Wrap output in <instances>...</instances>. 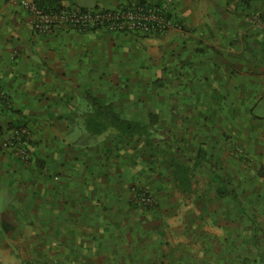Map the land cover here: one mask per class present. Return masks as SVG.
<instances>
[{
    "label": "rangeland",
    "instance_id": "rangeland-1",
    "mask_svg": "<svg viewBox=\"0 0 264 264\" xmlns=\"http://www.w3.org/2000/svg\"><path fill=\"white\" fill-rule=\"evenodd\" d=\"M77 1L95 4L97 0ZM139 1L170 2L173 18L181 27L149 33L97 28L107 30V34L100 31L88 36L97 41L112 40V52L118 51V57L108 60L94 46L84 61L91 67L98 65L99 73L95 75H100L102 80H92L91 86L76 82L90 89L88 93H98V97L108 100H114L106 96L108 92L116 96V90L123 91L121 99L116 97V100L121 103L125 117L148 122L150 114H155L158 119L154 128L163 126L164 131L177 134L185 141L187 152L162 142L159 147L149 146L146 155L145 151L136 154L134 150L128 162L132 167L125 174V188L119 196L114 197L112 192L102 195L101 184L92 186L94 195L89 200L77 198L71 192V202H60L64 200L62 196H51V191L66 187L62 170L57 173L47 160L34 163L37 152L32 140L39 136L40 130L30 122L16 123L14 115L18 110L11 107L10 111L8 92L0 85L4 92V98H0V129L10 132L15 127H25L28 130L20 145L10 149L0 147V152L23 154L27 166L32 167L28 169L30 172L33 169L36 173L38 167L45 169V177H39L45 185L42 191L0 190V264H260L255 242L258 241L264 253V176L258 171L264 161L253 158L252 115L246 113L237 118L236 122L242 126L238 128L244 130L238 136L240 131L234 128L236 119L227 112L229 105L236 104V94L230 96L234 93L231 89L236 75H231L226 85L224 77L216 78L211 86L206 84L204 71H181L178 77L166 81L158 78L164 79L171 73L168 66L173 57L177 68L179 65L206 68L212 62L207 51L226 55L223 46L231 42L257 41L263 47L264 0L249 3L135 0L122 6ZM31 25L44 37L38 38L34 32L37 40L47 39L53 32V29L40 32ZM59 27L82 32L93 30L63 22L54 26ZM213 44H218L224 52L215 50ZM220 85L224 87L220 89ZM68 99L66 112L70 115L74 112L75 117L56 126L58 134H67L69 141L78 138L79 143L102 151V146L116 141L117 135L112 129L101 135L86 130L85 96ZM247 99L252 101L251 97ZM255 112L264 116V99ZM211 127L217 129L216 137L208 135ZM156 130L158 137L165 136L161 129ZM141 144H136L137 151ZM204 145L210 154H216L211 160L194 157ZM62 146L66 152L68 145ZM176 158L191 168L188 190L175 184L171 161ZM212 164L216 165V172L229 175V184L237 190L239 201L217 194L218 182L213 180ZM252 216L257 219L254 221Z\"/></svg>",
    "mask_w": 264,
    "mask_h": 264
},
{
    "label": "crops",
    "instance_id": "crops-1",
    "mask_svg": "<svg viewBox=\"0 0 264 264\" xmlns=\"http://www.w3.org/2000/svg\"><path fill=\"white\" fill-rule=\"evenodd\" d=\"M133 1L135 0H97L95 4H82L77 0H70L73 5L95 8H114L124 5L125 2ZM32 19L33 15L20 4V0H0V85L8 92L10 111H12L11 107L18 110V113L14 115L18 120L16 123L30 122L40 130L39 136L32 140L37 152L33 158L34 163L47 160V163L51 164H49L50 168H54L57 173L59 169L62 170L63 186L66 185V187H57L55 191H51V196L55 194L62 196L64 200L60 202L66 200L71 202L73 200L71 192L75 193L77 198L89 200V197L94 195L92 186L101 184L104 186L102 195H109L112 192L114 197H117L123 193L125 188L123 180L128 169L131 170L132 167L129 160L131 156H134V150L136 151L137 143L132 144L136 140L126 138L130 141L128 144L126 141L114 139L115 142L102 146V151L101 148L93 149L91 146L79 143L81 141L78 138L69 141L67 134H58L59 130L56 126L74 118L72 114L66 112V105L70 104L68 98L85 96L86 92L90 91L76 81H83L86 86H91L92 80H102L100 75H95L99 73L98 65L95 63L94 67H91L85 64L84 57L90 56L94 46L108 60L118 57V51L112 52V40L97 41L88 36L100 31L103 32L102 34H107V30L101 29L82 32L75 28L71 30H65L63 27L53 28V32L47 36V39L37 40V37L34 38L33 35L34 32L36 36L38 34L31 25ZM86 35L88 37H85ZM41 37L42 35L39 34L38 38ZM233 44L236 42H231L227 47L223 46L227 50V54L223 56L207 51L212 62L206 65V68L192 67V65L183 67L179 65L177 68L173 57V61L170 60L168 66L171 73L164 79H158L160 81L170 80L172 77H178L181 71L186 73L192 70L204 71L206 84L209 83L211 86L216 78L224 77L222 80L226 82L231 79V75H236L231 89L234 93L230 94L232 97L236 94L237 97H234L236 104L231 103L227 112L236 119L234 121L236 125L232 126L240 131L238 136L242 131L238 127L242 126L236 122L237 118L241 114L252 115V120H254L253 158L264 161V116L255 112L256 106L264 99V46L262 47L257 41L237 42V46ZM213 48L220 50V53L224 52L218 44H213ZM91 70L94 74L90 72ZM221 73H225V76ZM104 80L107 81V79ZM117 80L115 78V82ZM210 86L209 90L213 95ZM124 87L127 86L124 85ZM222 87L224 85H220V89ZM115 92L118 93L116 96L110 92L106 96H111L116 108L121 111V103L116 100V97L121 99L123 91L116 90ZM101 93L105 95L104 91ZM95 94L100 96L98 93ZM248 97H251L252 101L248 100ZM210 129L211 132H208L210 138L216 137L217 129L212 127ZM219 134L223 136L222 132ZM30 143L31 138L28 146ZM65 143L68 145L66 152L63 151L62 146ZM140 149L142 150V144ZM15 152L6 150L0 152V190L8 188L13 192L24 188V192L29 193L36 189L42 191L45 186L42 185L45 169L38 167L36 173L33 169L31 172L28 171L32 167L27 166L28 162L21 156L23 154L17 155ZM32 166L35 165L32 164ZM39 177L42 178L39 179Z\"/></svg>",
    "mask_w": 264,
    "mask_h": 264
},
{
    "label": "trees",
    "instance_id": "trees-1",
    "mask_svg": "<svg viewBox=\"0 0 264 264\" xmlns=\"http://www.w3.org/2000/svg\"><path fill=\"white\" fill-rule=\"evenodd\" d=\"M64 1V2H62ZM145 1V0H144ZM238 2L242 3H249L255 0H237ZM48 6L51 7H65L70 6L72 3L70 0H49L46 2ZM82 9H86V7L81 6ZM99 8V7H97ZM170 16L173 17L172 12L169 13ZM97 29V28H92ZM102 29V28H101ZM104 29V28H103ZM86 100V109L83 112V118L85 121V128L89 133L93 135H101L104 132L108 130H113L116 132L117 140L119 141H126L128 144L130 141L126 138H136V141L132 142V144L136 143H144V148L142 147V150L140 149L137 151V153H143L145 151L148 153L149 146L159 147L157 145H160V142L166 143V144H174L177 146V149L181 151L182 153H186V146L185 141L183 143L182 138H180L178 135L164 131L166 130L165 127H156V129H161L165 136L158 137L157 130L154 128V125L157 123L158 117H156L155 114H150V119L148 122L143 121L142 119H132L129 117H125L120 110L116 108V105L114 101L100 98L96 95H93L92 93H86L85 95ZM73 117H75V114L73 112ZM160 132V133H162ZM147 143V144H146ZM156 143V146H155ZM209 151L207 147L204 145L202 146L198 152L195 154L194 157L197 159H208L211 160L215 157V153H211L209 155ZM149 155V154H148ZM172 165V175L174 177V181L176 186H178L181 189L188 190L191 188V168L190 166L185 162L181 161L180 159H173L171 161ZM213 165V164H212ZM258 169L259 173L264 176V165L259 166ZM212 170V177L213 180L218 182L217 186V194L224 197H231L235 200L239 201V194L235 188H233L229 183V175L216 172L214 170L216 168V165H213ZM255 215V214H253ZM253 220L255 221L257 217L252 216ZM255 247L257 249V254L259 255L258 258L260 260V264H264V253L261 251L258 241L255 242Z\"/></svg>",
    "mask_w": 264,
    "mask_h": 264
},
{
    "label": "built area",
    "instance_id": "built-area-1",
    "mask_svg": "<svg viewBox=\"0 0 264 264\" xmlns=\"http://www.w3.org/2000/svg\"><path fill=\"white\" fill-rule=\"evenodd\" d=\"M49 0H20V4L33 15V24L40 32H49L59 23L73 24L81 29L104 28L114 32L139 31L144 33L167 31L181 27L172 16L170 2L152 4L136 2L116 8H86L77 5L51 7ZM0 87V98H4ZM28 134L25 127H15L10 132L0 129V147L10 149L20 145Z\"/></svg>",
    "mask_w": 264,
    "mask_h": 264
}]
</instances>
